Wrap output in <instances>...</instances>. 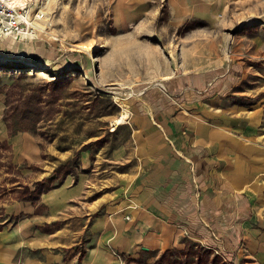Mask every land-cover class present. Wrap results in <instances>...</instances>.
Segmentation results:
<instances>
[{"label": "crops", "instance_id": "crops-1", "mask_svg": "<svg viewBox=\"0 0 264 264\" xmlns=\"http://www.w3.org/2000/svg\"><path fill=\"white\" fill-rule=\"evenodd\" d=\"M216 59L201 69L184 58L140 90L151 91L111 131L128 138L82 152L35 201L18 191L52 185L55 168L30 133L10 131L0 101V155L8 145L27 165L0 203V264H153L189 241L228 264H264V53Z\"/></svg>", "mask_w": 264, "mask_h": 264}, {"label": "rangeland", "instance_id": "rangeland-1", "mask_svg": "<svg viewBox=\"0 0 264 264\" xmlns=\"http://www.w3.org/2000/svg\"><path fill=\"white\" fill-rule=\"evenodd\" d=\"M0 1L30 23L23 34L0 33L4 121L12 133H30L55 168L49 187L64 172L76 173L82 152L117 148L128 138L126 130L113 136V121L127 114V122L128 105L151 90L127 93L178 73L184 58L204 69L217 55L264 53V0ZM11 152L7 145L0 155L1 204L15 197L9 188L23 183L27 168L17 169Z\"/></svg>", "mask_w": 264, "mask_h": 264}, {"label": "trees", "instance_id": "trees-1", "mask_svg": "<svg viewBox=\"0 0 264 264\" xmlns=\"http://www.w3.org/2000/svg\"><path fill=\"white\" fill-rule=\"evenodd\" d=\"M64 169H60L56 172H61ZM68 173V172H64ZM46 181H40L35 184V190L32 191L28 186H24L19 190L18 198L22 201L38 200L42 191L50 189L48 185H45ZM138 264H144L142 261H138ZM153 264H228L223 255L216 254L211 248L204 245H200L196 242L189 241L184 250L170 249L161 255Z\"/></svg>", "mask_w": 264, "mask_h": 264}, {"label": "built area", "instance_id": "built-area-1", "mask_svg": "<svg viewBox=\"0 0 264 264\" xmlns=\"http://www.w3.org/2000/svg\"><path fill=\"white\" fill-rule=\"evenodd\" d=\"M37 16L39 19L44 17L42 15ZM27 17L21 10H14L9 3L0 1V33L9 35L23 34L30 27Z\"/></svg>", "mask_w": 264, "mask_h": 264}, {"label": "bare ground", "instance_id": "bare-ground-1", "mask_svg": "<svg viewBox=\"0 0 264 264\" xmlns=\"http://www.w3.org/2000/svg\"><path fill=\"white\" fill-rule=\"evenodd\" d=\"M81 47V46H80ZM83 47V46H82ZM84 49H86L85 47H84ZM158 84H160V83H158ZM128 97L130 96H134V95H137V93H127L126 94ZM118 98V97H117ZM128 99V98H127ZM127 114H123L121 117H118V119H116V120H114L113 121V125L114 126H118V125H120V124H123V123H125V120H126V118H127Z\"/></svg>", "mask_w": 264, "mask_h": 264}]
</instances>
